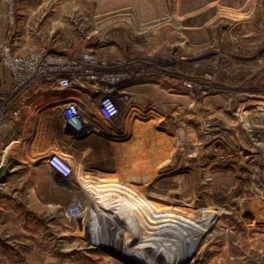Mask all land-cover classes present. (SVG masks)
I'll return each instance as SVG.
<instances>
[{
  "label": "rangeland",
  "instance_id": "374dc122",
  "mask_svg": "<svg viewBox=\"0 0 264 264\" xmlns=\"http://www.w3.org/2000/svg\"><path fill=\"white\" fill-rule=\"evenodd\" d=\"M5 46L79 65L87 54L95 72L122 81L107 125L67 129L93 145L87 166L74 150L57 154L74 173L47 214L20 202L13 241L0 203V264H163L149 230L178 218L141 202L186 207L202 223L170 264H264V0H14L13 19L0 16V53ZM6 178L0 194L12 198ZM79 183L96 204L67 221ZM101 204L122 213V233L94 214Z\"/></svg>",
  "mask_w": 264,
  "mask_h": 264
},
{
  "label": "built area",
  "instance_id": "2783aa9c",
  "mask_svg": "<svg viewBox=\"0 0 264 264\" xmlns=\"http://www.w3.org/2000/svg\"><path fill=\"white\" fill-rule=\"evenodd\" d=\"M13 4L14 0H0V16L5 13L12 20ZM0 59L12 78L10 92L0 96V137L18 117L17 111L12 109L14 98L28 89L36 93L60 95V117L65 127L73 131L78 127L82 128L84 124L94 127L101 120L107 125L118 115L117 103L112 93L122 78L115 74L102 75L95 72L96 64L87 54L82 55V65H79L72 58L42 50L15 55L9 46H5L1 50ZM8 146L0 148V169L6 167L7 171L11 165V159L6 153ZM44 162L52 173L64 179L74 173L73 165L65 157L55 153L48 154ZM7 171L0 173V191L3 185L1 180ZM78 187L72 203L64 211L67 221L84 215L88 200L92 203L88 191L82 190L79 185Z\"/></svg>",
  "mask_w": 264,
  "mask_h": 264
},
{
  "label": "crops",
  "instance_id": "0c3cea01",
  "mask_svg": "<svg viewBox=\"0 0 264 264\" xmlns=\"http://www.w3.org/2000/svg\"><path fill=\"white\" fill-rule=\"evenodd\" d=\"M11 84V74L0 64V95L9 93ZM59 100L57 93L23 91L14 98L12 106L18 117L0 137V148L9 145L6 153L11 159V166L6 172V186L14 197L0 194V203L7 202L6 232L13 241L20 221H17V211L22 212L20 202L26 203V211L36 210L39 203L42 216V210L47 214L48 202H57L64 192L65 179L47 168L45 157L51 153L70 157L71 150H74L79 161L88 165L87 155L94 139L83 137L71 141L60 117ZM100 123L103 124L102 120ZM98 129L105 135L103 125ZM103 141H106L105 138Z\"/></svg>",
  "mask_w": 264,
  "mask_h": 264
},
{
  "label": "bare ground",
  "instance_id": "6f19581e",
  "mask_svg": "<svg viewBox=\"0 0 264 264\" xmlns=\"http://www.w3.org/2000/svg\"><path fill=\"white\" fill-rule=\"evenodd\" d=\"M140 111H142V110H140ZM143 112V111H142ZM83 122V121H82ZM82 122H81V125H82ZM1 170V172H5L6 170L5 169H0ZM0 172V173H1ZM83 182V181H82ZM79 186H80V188H82L81 186V184L79 183L78 184ZM93 194V193H92ZM92 198V203H95V198H93V197H91ZM100 200V199H99ZM140 202V201H139ZM99 203V202H98ZM96 204V203H95ZM141 205H143V206H141V207H144V208H146V210H151V211H154V212H156V214H160V215H165V216H168V218L169 219H171L172 218V216H174V215H176L177 216V225L176 226H174L173 224L172 225H170V223L168 224H165V222H164V224H165V226H162V227H164V228H162V229H160L159 231H151L150 232V230H149V233H154L155 234V236H156V240L155 241H157V243L156 244H159V245H163V252L162 253H164V254H167L166 255V258H167V260H165L164 261V263L163 264H170L169 263V261L170 260H173V259H176L177 258V256H179V255H181L182 256V253L186 250V249H188V248H191V247H188V248H186L185 247V250L183 249V247H182V249H183V251H182V253H180V251L178 250V251H174L177 247H180V246H183L184 244H188V245H190V244H192V240L199 234V233H201V231H202V223L200 222V220L198 219V217L196 216V219H195V217L192 215V213L189 211V210H187V209H185V208H183V207H180V206H178V207H174V206H171V207H168L167 209H159V207L160 206H158V205H155L154 203L152 204V202L151 203H149V202H141ZM139 206V205H138ZM109 207V206H108ZM104 208V206L101 204V205H99L98 207L97 206H95L94 208H93V212H94V214L98 217V219H102L103 221H107V222H109V223H111V224H115L114 226H116L117 228H118V230H119V232H123V229H120V225H119V221L116 219V218H121L122 216V213L121 214H119V213H117V212H112V211H110L111 209H109L108 210V208H106L107 210H105V209H103ZM127 209H129L128 207H127ZM105 211H109L110 212V215H108V214H106L105 213ZM121 211V210H120ZM137 211V210H136ZM127 212H128V210H127ZM130 214V213H129ZM152 214V216H154L155 214L154 213H151ZM169 216H171V218L169 217ZM175 216V217H176ZM116 220H115V219ZM128 218H131V217H128ZM167 218V217H166ZM150 219H151V217H150ZM156 219V218H155ZM159 219H161L160 217H159ZM121 220V219H120ZM152 220V219H151ZM157 220V219H156ZM131 221V220H130ZM140 221V220H139ZM166 221H168V220H166ZM124 222V221H123ZM124 224H125V222H124ZM128 224V223H127ZM134 224V223H133ZM154 224V223H153ZM156 225V224H155ZM158 225V227H160L159 226V224H157ZM156 225V226H157ZM161 225V224H160ZM169 225H170V227L171 228H178V230H179V232H178V234L176 235V236H174V233L172 232V234L170 233V231L171 230H168L169 229ZM134 228V227H133ZM161 228V227H160ZM147 230L149 229V227H147L146 228ZM126 231V230H125ZM165 233H164V232ZM138 233V232H137ZM136 233V234H137ZM148 233V234H149ZM146 234V233H145ZM147 234V235H148ZM157 234V235H156ZM161 234V235H160ZM168 234V235H167ZM140 236V235H139ZM147 236L145 235L144 236V238H146ZM142 238V237H141ZM152 239H154V238H152ZM131 241V240H130ZM148 242V241H147ZM128 243H130L129 241H128ZM139 244V243H138ZM116 245H119V243L118 244H116ZM125 245H128V244H125ZM143 245H149V244H146L145 242H143V243H141L140 245H138L137 247H134V248H132V249H130V248H127L128 246H123L124 248H123V250H125L126 252H131V251H133V250H135V249H139L140 248V246H143ZM116 246H113V247H111L109 250H111V251H114V253H121V251L122 250H112L113 248H115ZM122 247V246H121ZM119 248V247H118ZM181 249V250H182ZM122 254V253H121ZM125 255H127L126 253H124ZM123 254V255H124ZM134 261H136L135 259H134ZM172 264V263H171Z\"/></svg>",
  "mask_w": 264,
  "mask_h": 264
},
{
  "label": "water",
  "instance_id": "95a60500",
  "mask_svg": "<svg viewBox=\"0 0 264 264\" xmlns=\"http://www.w3.org/2000/svg\"><path fill=\"white\" fill-rule=\"evenodd\" d=\"M0 172H1V170H0Z\"/></svg>",
  "mask_w": 264,
  "mask_h": 264
}]
</instances>
